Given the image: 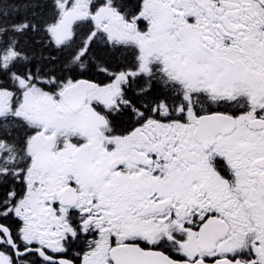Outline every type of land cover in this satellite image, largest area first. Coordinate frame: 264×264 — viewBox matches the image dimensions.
I'll list each match as a JSON object with an SVG mask.
<instances>
[{
  "label": "snow or ice",
  "instance_id": "6c2138e0",
  "mask_svg": "<svg viewBox=\"0 0 264 264\" xmlns=\"http://www.w3.org/2000/svg\"><path fill=\"white\" fill-rule=\"evenodd\" d=\"M0 264H264V0H0Z\"/></svg>",
  "mask_w": 264,
  "mask_h": 264
}]
</instances>
